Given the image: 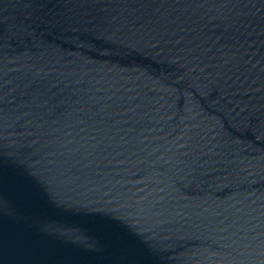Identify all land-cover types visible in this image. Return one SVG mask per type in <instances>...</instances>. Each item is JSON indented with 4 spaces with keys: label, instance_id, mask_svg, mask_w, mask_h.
I'll list each match as a JSON object with an SVG mask.
<instances>
[{
    "label": "water",
    "instance_id": "95a60500",
    "mask_svg": "<svg viewBox=\"0 0 264 264\" xmlns=\"http://www.w3.org/2000/svg\"><path fill=\"white\" fill-rule=\"evenodd\" d=\"M0 264H264V0H0Z\"/></svg>",
    "mask_w": 264,
    "mask_h": 264
}]
</instances>
